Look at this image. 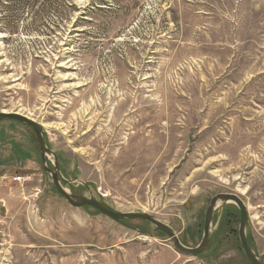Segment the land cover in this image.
Listing matches in <instances>:
<instances>
[{
  "label": "rangeland",
  "instance_id": "1",
  "mask_svg": "<svg viewBox=\"0 0 264 264\" xmlns=\"http://www.w3.org/2000/svg\"><path fill=\"white\" fill-rule=\"evenodd\" d=\"M0 112L42 126L68 192L149 214L185 246L214 196H239L264 262V0H0ZM127 223L144 234L71 206L33 131L0 122V264H108L112 245V263L191 258ZM239 223L219 209L198 263L250 264Z\"/></svg>",
  "mask_w": 264,
  "mask_h": 264
},
{
  "label": "water",
  "instance_id": "2",
  "mask_svg": "<svg viewBox=\"0 0 264 264\" xmlns=\"http://www.w3.org/2000/svg\"><path fill=\"white\" fill-rule=\"evenodd\" d=\"M3 121H15L18 123H21L27 127H29L33 133L35 134V137L38 142L39 150L41 153V156L43 158L44 162V171L51 176V182L55 186L58 193L73 207L75 208H83V207H91L95 209L100 214L110 218L111 220L118 222L122 224L123 226H126L127 228H130L138 233L144 234V231L138 230L127 223V221L130 220H142L150 224L152 227L155 228V230L159 231L160 233L164 234L166 237H168V240L172 242L174 249L183 255L189 256V257H198L202 255L213 236V230H214V217L216 215V212L223 208L227 204H231L235 206L239 211L240 216V223L238 228V236H239V242L241 249L243 250L246 259L250 264H264V262L258 257V255L255 253L253 248L251 247L249 243L248 238V224H249V215L247 207L244 203V201L235 194H218L214 196L207 207L205 216H204V226H203V236L202 240L196 247H188L185 246L178 234L175 232L173 228L170 226L162 223L161 221L157 220L153 216L146 214V213H120L113 209H111L106 204L96 200L92 196L85 197V196H78L71 194L66 190L63 185L62 181L71 184L75 181H68L66 180L62 173L61 168L59 164V158L58 155L52 151L46 141L45 135H44V129L42 126L37 123L36 121L25 117L23 115H19L16 113H7V112H0V122ZM53 158L54 162L52 164L53 170H51L47 165V160ZM84 187L88 188L86 184H84L81 181H77Z\"/></svg>",
  "mask_w": 264,
  "mask_h": 264
},
{
  "label": "crops",
  "instance_id": "3",
  "mask_svg": "<svg viewBox=\"0 0 264 264\" xmlns=\"http://www.w3.org/2000/svg\"><path fill=\"white\" fill-rule=\"evenodd\" d=\"M120 245L123 246L127 242H122L120 240ZM118 245H112L111 247H105L104 250H107L108 252L104 251L103 256L106 257V260L108 259L109 263L108 264H197L198 260L196 257H191V258H186V257H181L178 254L170 255L172 256V259L170 261H165L162 259V257H157L156 256V251H153L152 254L149 255L145 260H141L140 258V253L136 252L134 248L131 250H126L125 253H122V257H120L123 260V263H121L118 259L116 263H112L111 260L119 257L120 253H116L114 248H116ZM116 253V256H115ZM175 253V252H174ZM199 264V263H198Z\"/></svg>",
  "mask_w": 264,
  "mask_h": 264
},
{
  "label": "flooded vegetation",
  "instance_id": "4",
  "mask_svg": "<svg viewBox=\"0 0 264 264\" xmlns=\"http://www.w3.org/2000/svg\"><path fill=\"white\" fill-rule=\"evenodd\" d=\"M40 155H41V153H40ZM48 161V160H47ZM47 163V162H46ZM41 164H42V166H43V170H44V162H43V158H42V156H41ZM51 170H53V166H48ZM46 173V172H45ZM62 183V185H63V187L65 188V186H68L69 184H67V183H65V182H61ZM54 186V185H53ZM54 188H55V186H54ZM55 191L58 193V191L56 190V188H55ZM59 194V193H58ZM60 195V194H59ZM74 195H77V194H74ZM61 196V195H60ZM78 196H80V195H78ZM62 197V196H61ZM63 198V197H62ZM64 199V198H63ZM239 212V211H238ZM214 223H215V217H214Z\"/></svg>",
  "mask_w": 264,
  "mask_h": 264
},
{
  "label": "built area",
  "instance_id": "5",
  "mask_svg": "<svg viewBox=\"0 0 264 264\" xmlns=\"http://www.w3.org/2000/svg\"><path fill=\"white\" fill-rule=\"evenodd\" d=\"M19 181L21 180V179H18Z\"/></svg>",
  "mask_w": 264,
  "mask_h": 264
},
{
  "label": "trees",
  "instance_id": "6",
  "mask_svg": "<svg viewBox=\"0 0 264 264\" xmlns=\"http://www.w3.org/2000/svg\"><path fill=\"white\" fill-rule=\"evenodd\" d=\"M229 213V212H228ZM249 243H250V241H249ZM251 245V244H250Z\"/></svg>",
  "mask_w": 264,
  "mask_h": 264
}]
</instances>
